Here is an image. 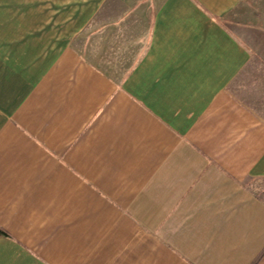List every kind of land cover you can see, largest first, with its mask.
<instances>
[{
    "label": "crops",
    "instance_id": "crops-1",
    "mask_svg": "<svg viewBox=\"0 0 264 264\" xmlns=\"http://www.w3.org/2000/svg\"><path fill=\"white\" fill-rule=\"evenodd\" d=\"M58 5L0 58V264H264V0Z\"/></svg>",
    "mask_w": 264,
    "mask_h": 264
},
{
    "label": "rangeland",
    "instance_id": "rangeland-1",
    "mask_svg": "<svg viewBox=\"0 0 264 264\" xmlns=\"http://www.w3.org/2000/svg\"><path fill=\"white\" fill-rule=\"evenodd\" d=\"M52 0H0V58L5 57V53L10 50L14 53L18 47L20 37L25 33V40L35 42L38 38L50 39L54 38L55 41L62 43V38L70 33L69 28L65 25L64 13L70 11V8L61 7L58 5L55 11H59V16L63 13L62 23L59 22V29L44 23L46 18L52 15L44 14L43 11H35L36 8H43L51 6ZM65 0H56V3L62 4ZM76 1V0H73ZM60 6V7H59ZM61 19V18H60ZM94 21H99V16L96 15ZM20 38V39H19ZM54 41V42H55ZM24 42V41H23ZM83 42H79L78 46H82ZM24 48V44L21 45Z\"/></svg>",
    "mask_w": 264,
    "mask_h": 264
}]
</instances>
